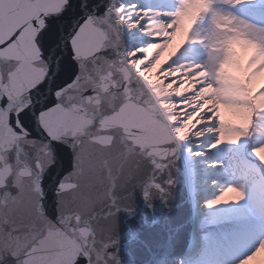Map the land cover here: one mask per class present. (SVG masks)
<instances>
[{
	"label": "snow or ice",
	"instance_id": "1",
	"mask_svg": "<svg viewBox=\"0 0 264 264\" xmlns=\"http://www.w3.org/2000/svg\"><path fill=\"white\" fill-rule=\"evenodd\" d=\"M29 25L39 29L32 64L46 66L34 83ZM134 61L154 79L136 74ZM98 97L105 99L84 135L55 139L42 123L58 106L71 112ZM125 104L144 114L132 116L128 131L113 133L107 150L95 149L97 121ZM257 140L251 162L264 177V0H0V264H37L49 229L81 225L93 230L92 247L74 264H103L109 252L96 233L110 229L121 211L116 181L137 155L163 170L180 145L199 157ZM151 187L164 191L156 182ZM228 193H235L231 202ZM246 197L243 183H231L206 207ZM238 247L218 240L217 264H247L264 239L236 259Z\"/></svg>",
	"mask_w": 264,
	"mask_h": 264
},
{
	"label": "water",
	"instance_id": "2",
	"mask_svg": "<svg viewBox=\"0 0 264 264\" xmlns=\"http://www.w3.org/2000/svg\"><path fill=\"white\" fill-rule=\"evenodd\" d=\"M29 18L25 16L20 22ZM38 30L31 25L26 30L29 67L33 68L28 79L33 83L43 79L46 73V66L42 62L39 68L32 64L39 60V50L34 43ZM77 51L79 57L82 54L79 47ZM101 99L105 98L85 101L78 110L71 112L58 106L44 114L42 123L55 139L69 134L84 135L93 124L92 111L100 107ZM142 114V108L125 104L118 111L104 115L95 125L100 131L92 137V146L97 150H107L113 144V133L128 131L132 116ZM29 156L34 158L35 153L30 152ZM82 156L83 152H80L76 157L78 170ZM28 162L31 163V160ZM169 180L173 181L171 185L167 183ZM152 182L163 185L164 191L152 188ZM145 191H150V195L146 197ZM114 196L123 201L121 211L114 216L110 229L96 233V237L107 246L109 252L103 264H173L191 253L189 241L193 228L192 207L180 146L175 158L163 170H157L147 157L137 155L129 170L117 179ZM103 223L100 221L101 225ZM92 235L93 230L85 225L76 231L72 228L65 231L49 229L36 249L37 264H48L53 260L55 264H74L76 256L85 247L91 249Z\"/></svg>",
	"mask_w": 264,
	"mask_h": 264
},
{
	"label": "rangeland",
	"instance_id": "3",
	"mask_svg": "<svg viewBox=\"0 0 264 264\" xmlns=\"http://www.w3.org/2000/svg\"><path fill=\"white\" fill-rule=\"evenodd\" d=\"M148 2L149 0H141V3ZM232 11L236 12L237 14H241L239 11H235V9H232ZM256 19L258 21L259 16H257ZM226 118H230L227 113ZM241 147L242 144L239 146V151H233L231 147L222 146L221 149L215 150V158L216 160H223L225 162L224 165H226L229 163L231 156L234 158L240 157L239 152L242 149ZM241 158L244 159L242 154ZM225 172L226 175L218 178L219 185L215 188V190L211 191L210 194H207V196L201 201V204H203L205 207L206 213L204 215L203 221L199 224V235L194 247L190 250L191 253L185 255L177 263L173 264H190L193 260V257L201 249L206 248L210 251L215 249L217 241L220 239L233 240L238 243L239 247L235 258L239 259L246 255L256 243H258L261 239H264V212L257 210L255 206L250 203L247 197L246 200L241 201L239 205H228L225 203L214 209H208L206 207V202L208 200L218 196L221 189L231 183H243L245 186H255L257 188L258 184H260L261 191L264 192L262 180L255 181L251 179V175L248 176V173L246 174L243 169L233 175L229 174L226 169ZM234 196L235 193H228L226 200L231 202ZM246 217L250 218L251 220L243 221ZM226 218L232 219L236 223V226L228 229L222 234H218L214 241H209L207 244L204 243L205 234L209 231V229L221 223ZM212 254V261L215 262H213V264H217V251H214ZM247 264H264V248L258 249L257 253H254L252 257H249Z\"/></svg>",
	"mask_w": 264,
	"mask_h": 264
},
{
	"label": "bare ground",
	"instance_id": "4",
	"mask_svg": "<svg viewBox=\"0 0 264 264\" xmlns=\"http://www.w3.org/2000/svg\"><path fill=\"white\" fill-rule=\"evenodd\" d=\"M141 63H143V61H134L132 67L139 75L143 76L145 80L154 79L151 69L140 72ZM153 87L157 91H164L158 83H154ZM181 131H186V129ZM209 140L210 138L205 139V145L209 142ZM180 147L185 161L188 189L192 207L193 228L191 232V239L189 241V250H191L194 247L199 235V224L203 221L206 213L205 207L201 204V201L207 196V194H210L211 191L215 190V188L219 185L218 178L226 175V172L224 167L214 168L209 166L212 160H216L215 150L207 152L204 156L195 157L185 150L186 145H180ZM245 188L247 192V199L250 203L260 212H264V192L261 191L260 184H258V188L255 186H245ZM246 220L251 219L246 217L243 221Z\"/></svg>",
	"mask_w": 264,
	"mask_h": 264
},
{
	"label": "trees",
	"instance_id": "5",
	"mask_svg": "<svg viewBox=\"0 0 264 264\" xmlns=\"http://www.w3.org/2000/svg\"><path fill=\"white\" fill-rule=\"evenodd\" d=\"M235 11H239V10L235 9ZM258 142L259 141L257 140V141H246L242 143V147H241L242 149L239 152L240 157L234 158L231 156L229 159V163L224 165V168L231 175L243 169L246 174L248 173V176L251 175V179L255 181L262 180L263 188H264V177H262L259 171L256 169L255 164L251 162L254 158H252L250 155L251 147L254 145V143H258ZM241 154L243 155L244 159L241 158ZM235 226H236V223L232 219L226 218L221 223L209 229V231L205 234L204 243L207 244L209 241L211 242L214 241L215 237L218 234H222L228 229L233 228ZM214 251H216V248L211 251L206 248L201 249L193 257V260L190 264H213L214 261H212V257H213L212 253H214Z\"/></svg>",
	"mask_w": 264,
	"mask_h": 264
}]
</instances>
